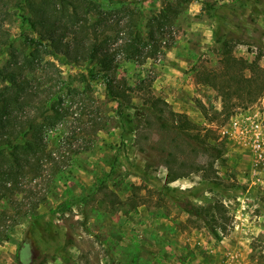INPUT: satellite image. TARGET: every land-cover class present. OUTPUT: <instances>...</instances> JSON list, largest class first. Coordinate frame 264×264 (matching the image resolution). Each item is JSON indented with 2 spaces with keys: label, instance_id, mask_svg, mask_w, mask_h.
Masks as SVG:
<instances>
[{
  "label": "rangeland",
  "instance_id": "374dc122",
  "mask_svg": "<svg viewBox=\"0 0 264 264\" xmlns=\"http://www.w3.org/2000/svg\"><path fill=\"white\" fill-rule=\"evenodd\" d=\"M206 2L192 0L180 11L176 25L164 34L169 47H160L143 63L120 60L117 76L131 85L151 79L152 94L194 124L189 132L220 148L208 177L200 170L165 183L164 157L144 134H126L114 120L97 132L92 147L70 155L72 148L89 144V118L97 113L117 120V104L89 64L51 56L75 88L66 102L80 106L77 110L84 106V114L71 113L49 141L63 165L61 175L51 176V163L44 161L40 176L21 179L23 204L46 196L38 212L51 230L50 238L38 235L30 242L23 264H64L65 241L71 264H264V153L260 157L253 146L258 124L264 152V93L246 106L232 99L226 112L217 89L197 81L204 71L220 67L213 35L218 28L247 36L233 53L253 59L258 50L246 42L264 44V0ZM23 30L28 28L19 27V21L10 28L16 45L21 46ZM4 61L3 54L0 65ZM259 65L264 68V55ZM207 159L196 158L201 164ZM214 202L222 204L219 239L207 228L209 214L202 219L185 210ZM26 231V223L19 225L17 238L25 240ZM16 251L13 243L1 244L0 264H16Z\"/></svg>",
  "mask_w": 264,
  "mask_h": 264
},
{
  "label": "trees",
  "instance_id": "16d2710c",
  "mask_svg": "<svg viewBox=\"0 0 264 264\" xmlns=\"http://www.w3.org/2000/svg\"><path fill=\"white\" fill-rule=\"evenodd\" d=\"M191 1L0 0V57L5 55L0 65V245H16V264L25 262L26 249L38 235L51 237L50 223L43 222L38 212L46 196L23 204L19 198L24 190L21 179L40 176L44 161L51 163V176L61 175L63 165L59 166L53 156L49 141L71 113L84 114V106L77 110L80 106L73 108L66 102L73 99L70 94L75 88H70L51 56L61 55L72 65L89 64V71L100 75L106 96L117 104V120L97 113L89 118V144L72 148L70 155L92 147L97 132L114 120V125L119 121L125 127L126 134L136 138L144 134L150 148L164 157L165 183L200 170L207 171L205 177L210 174L220 148L198 134L192 135L189 130L194 124L164 98L152 94L151 79L141 78L131 85L125 77L117 76L120 60L143 63L157 56L160 47L170 46L164 34L176 25L178 14ZM206 1L202 3L208 5ZM145 2L149 3L147 8ZM17 21L19 27L28 28L19 34L21 46L10 32ZM213 35L220 48V67L204 71L197 81L217 89L226 112L232 99L245 106L251 104L264 93V68L259 65L264 44L259 39L246 42L258 50L248 61L233 53V47L247 36L223 28ZM199 155L207 156L205 164L196 160ZM23 197L29 198L26 194ZM221 207L214 202L185 210L202 219L209 214L211 220L205 223L219 239L218 227L224 229L218 222ZM22 223L27 225L25 240L16 236ZM68 243L65 241L61 248L64 264H71L64 249ZM46 260L44 257L42 261Z\"/></svg>",
  "mask_w": 264,
  "mask_h": 264
},
{
  "label": "built area",
  "instance_id": "2783aa9c",
  "mask_svg": "<svg viewBox=\"0 0 264 264\" xmlns=\"http://www.w3.org/2000/svg\"><path fill=\"white\" fill-rule=\"evenodd\" d=\"M257 129L255 131V137L253 140V146H254V150L258 153V155L260 157H262L263 155V142L261 140V132L259 130L258 124H256Z\"/></svg>",
  "mask_w": 264,
  "mask_h": 264
}]
</instances>
